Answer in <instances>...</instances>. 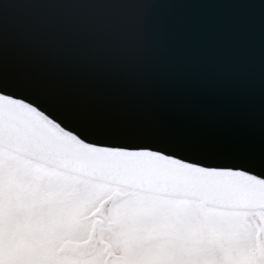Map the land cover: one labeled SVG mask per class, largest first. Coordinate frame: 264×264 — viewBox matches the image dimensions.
Here are the masks:
<instances>
[{
    "label": "water",
    "instance_id": "95a60500",
    "mask_svg": "<svg viewBox=\"0 0 264 264\" xmlns=\"http://www.w3.org/2000/svg\"><path fill=\"white\" fill-rule=\"evenodd\" d=\"M32 2L0 0V43L13 56L9 63L0 59V75L12 74L20 94H0V110H17L26 121H21L26 137L64 148L72 153L61 158L64 165L120 186L146 189L153 182L135 174H98L91 167L151 164L167 185H201L221 176L230 185L264 194V0H76L84 6L78 19L90 38L87 68L68 67L24 43L9 45L6 22ZM176 25L223 65L230 82L226 103L190 112L162 99L151 62L155 45L164 44ZM132 32L140 43L135 69L118 48ZM34 68L56 74L58 82L36 77ZM52 83L69 85V98ZM82 89L92 95L81 99ZM71 108L85 112L88 120ZM174 191L162 194L176 196ZM234 205L222 207L245 208Z\"/></svg>",
    "mask_w": 264,
    "mask_h": 264
},
{
    "label": "rangeland",
    "instance_id": "374dc122",
    "mask_svg": "<svg viewBox=\"0 0 264 264\" xmlns=\"http://www.w3.org/2000/svg\"><path fill=\"white\" fill-rule=\"evenodd\" d=\"M16 161L10 204L0 159V264H264V209L144 192L19 152Z\"/></svg>",
    "mask_w": 264,
    "mask_h": 264
},
{
    "label": "snow or ice",
    "instance_id": "6c2138e0",
    "mask_svg": "<svg viewBox=\"0 0 264 264\" xmlns=\"http://www.w3.org/2000/svg\"><path fill=\"white\" fill-rule=\"evenodd\" d=\"M83 13L84 6L76 0H33L26 11L6 22L7 42L13 47L24 43L68 67L87 68L90 38L78 19ZM139 47L134 32L118 45L130 69L137 65ZM150 74L166 103L190 112L222 105L229 98L230 82L221 62L180 25L172 28L164 44L155 45ZM16 83L12 74L0 75V94L19 97ZM23 138L21 116L14 109L0 112V159L10 204L15 202L16 157Z\"/></svg>",
    "mask_w": 264,
    "mask_h": 264
},
{
    "label": "bare ground",
    "instance_id": "6f19581e",
    "mask_svg": "<svg viewBox=\"0 0 264 264\" xmlns=\"http://www.w3.org/2000/svg\"><path fill=\"white\" fill-rule=\"evenodd\" d=\"M10 48L8 46L3 45L2 43H0V59L4 62V63H9L10 61L13 60V56L11 55V53H9ZM9 61V62H8ZM36 69V68H34ZM35 72L36 73V77H40L42 79H47V81H52V82H58L57 77L55 76L56 74H52V73H48V71L46 70H41L40 68H38V70L36 69ZM47 73V74H46ZM54 86V88H59L61 90H64L62 92H60V95H63V97L65 99L69 98V95L71 93V90H69V85L67 86H63L61 87L58 84H54L52 83ZM44 92V91H43ZM80 98L82 99H86L87 94L90 96L92 95L90 93V91H86L85 89L80 90ZM67 93V94H66ZM50 96L58 99L59 101H61L62 103H67V101L58 98L57 96H54L53 94H49ZM65 95V96H64ZM67 95V96H66ZM76 97V96H75ZM71 101H73L71 99ZM70 103V101H69ZM62 105V104H61ZM64 106V105H63ZM66 108V106H64ZM8 110V108H6ZM6 109H1L0 112H6ZM10 109H14V108H10ZM74 109V108H71ZM15 110V109H14ZM75 111H77L80 115H83L85 117V119L88 120V118L86 117V113L78 110V109H74ZM17 111V110H15ZM19 114V113H18ZM22 121V120H21ZM90 121V120H89ZM26 121H22V123L24 124ZM165 141H168V139H166ZM19 153H22L26 156H29L31 158L34 159H39L41 161L44 162H48L51 165L54 166H58V167H65L68 168V170H72L73 172L76 171V173H79L81 175H90L93 176L91 178H102L103 175H96L94 173H87V171H78L77 169L72 168L71 165L66 164L64 165V163H62L61 158H64L65 155L68 156L69 151L65 150L64 148L60 147V146H46L44 144H42L41 140H34L32 138L26 137L24 135V138L22 140L21 146L18 149ZM46 153V154H45ZM75 155V154H73ZM63 156V157H62ZM70 157L72 156L69 155ZM69 156L67 158H69ZM256 158H258L260 155L255 154ZM47 157V158H46ZM50 157V158H48ZM74 157V156H73ZM72 157V158H73ZM74 160H76L74 158ZM80 160H76L74 161L75 163ZM84 164H88L86 163V161H82L81 165L83 167L89 168L87 166H85ZM90 166V165H89ZM263 166V165H261ZM62 167V168H63ZM93 172H98V174H108L110 173L112 176L113 174L116 173H126V174H135L136 176H139L140 178L144 179V182H153V186H148L147 184L146 189H139L141 191L144 192H150V193H156V194H160V195H167V194H162L163 191H167L169 190V188H174V191L172 194H176V196L179 197H189V198H195V199H205L207 198L209 202L215 204L216 206H224L226 205H235L236 207H239L237 205H242L245 208H251V207H255V206H262L264 207V194L260 191V192H256L255 194H252V192L250 191H246V190H242L246 189L244 187L247 186H236L237 184H235V182L232 181L231 185H233V189L231 188L230 185V181L226 182L225 180H227V177H212L210 176L209 179L203 183H201V185H197V184H183L180 185V182H177V185H167L166 181H163V178L165 179V175H163L161 172H157L156 169H154L155 167L151 164L147 165V166H138L134 169H120V167H116V166H111V165H101V164H95L93 165V167H91ZM89 176V177H90ZM88 177V176H86ZM138 177V178H139ZM168 177V176H167ZM174 180V179H173ZM166 183V184H165ZM124 186V185H123ZM143 186V187H145ZM171 186V187H170ZM232 190V191H231ZM165 193V192H164ZM233 193V194H232ZM115 202V198L114 199H110L109 201V206H112V204ZM108 204V202L104 203V206H106ZM109 209V208H108ZM241 209V208H238ZM94 244V242H93Z\"/></svg>",
    "mask_w": 264,
    "mask_h": 264
}]
</instances>
